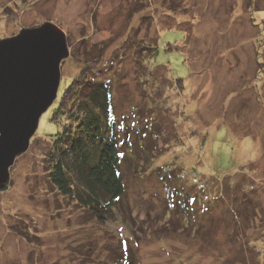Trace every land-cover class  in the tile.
Returning a JSON list of instances; mask_svg holds the SVG:
<instances>
[{"label": "rangeland", "instance_id": "rangeland-1", "mask_svg": "<svg viewBox=\"0 0 264 264\" xmlns=\"http://www.w3.org/2000/svg\"><path fill=\"white\" fill-rule=\"evenodd\" d=\"M47 21L70 54L0 189V264H264V0H0V39ZM84 76L114 101L126 192L107 219L50 173L54 109Z\"/></svg>", "mask_w": 264, "mask_h": 264}, {"label": "trees", "instance_id": "trees-1", "mask_svg": "<svg viewBox=\"0 0 264 264\" xmlns=\"http://www.w3.org/2000/svg\"><path fill=\"white\" fill-rule=\"evenodd\" d=\"M81 90L88 101L77 98ZM113 105L111 87L105 83L90 82L84 76L68 86L53 112L54 118L61 117L69 124L66 131L58 136L59 140H68V145L65 148L61 143L65 157L54 163L50 172L52 181L63 195L75 199L100 219H107L112 206L126 192L119 142L115 136ZM83 112L86 113L73 126L72 119H77ZM69 170L76 172L78 181L74 180Z\"/></svg>", "mask_w": 264, "mask_h": 264}, {"label": "water", "instance_id": "water-1", "mask_svg": "<svg viewBox=\"0 0 264 264\" xmlns=\"http://www.w3.org/2000/svg\"><path fill=\"white\" fill-rule=\"evenodd\" d=\"M69 54L64 30L51 21L0 39V189L56 100Z\"/></svg>", "mask_w": 264, "mask_h": 264}, {"label": "clouds", "instance_id": "clouds-1", "mask_svg": "<svg viewBox=\"0 0 264 264\" xmlns=\"http://www.w3.org/2000/svg\"><path fill=\"white\" fill-rule=\"evenodd\" d=\"M11 174V173H10Z\"/></svg>", "mask_w": 264, "mask_h": 264}]
</instances>
